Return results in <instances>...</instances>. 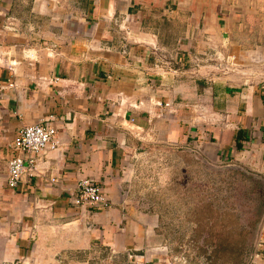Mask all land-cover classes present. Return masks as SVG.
<instances>
[{"label":"crops","instance_id":"obj_1","mask_svg":"<svg viewBox=\"0 0 264 264\" xmlns=\"http://www.w3.org/2000/svg\"><path fill=\"white\" fill-rule=\"evenodd\" d=\"M116 16L141 39L124 52ZM161 22L179 31L162 35ZM252 37L264 39V0H0V264H171L156 208L124 183L123 166L144 141L251 163L264 177V79L234 85L190 63L205 41L225 51ZM45 119L60 145L7 187L16 131ZM80 178L109 206L71 204ZM240 264H264V216Z\"/></svg>","mask_w":264,"mask_h":264},{"label":"rangeland","instance_id":"obj_2","mask_svg":"<svg viewBox=\"0 0 264 264\" xmlns=\"http://www.w3.org/2000/svg\"><path fill=\"white\" fill-rule=\"evenodd\" d=\"M178 25L161 22L160 34L178 32ZM207 43L190 57L197 75L225 74L239 86L264 79V39L230 40L225 51ZM141 142L145 146H136L126 159L124 183L143 197V204L156 208L154 237L168 247L171 264H236L237 254L219 247L242 245V255L254 239L264 216V177L256 166L205 162L183 145L154 148Z\"/></svg>","mask_w":264,"mask_h":264},{"label":"built area","instance_id":"obj_3","mask_svg":"<svg viewBox=\"0 0 264 264\" xmlns=\"http://www.w3.org/2000/svg\"><path fill=\"white\" fill-rule=\"evenodd\" d=\"M23 1V0H20ZM54 8H61L63 0H47ZM112 22L116 28L121 41L120 50L125 51L128 42L135 43L140 41L137 37L132 36V29L127 24L124 16H116L112 18ZM3 28L13 29L11 19L8 16L4 17ZM151 36L154 35L151 33ZM150 36V37H151ZM144 41V40H142ZM152 47L153 44H150ZM103 47V46H100ZM25 57L33 59V54L26 52ZM8 67V64H6ZM10 67V66H9ZM8 67V68H9ZM167 103H165L166 105ZM135 137H140L137 132L134 133ZM60 145L56 136V128L49 121L45 119L37 123L23 125L15 133L11 147L15 153H12L6 160V175L5 183L7 187L14 188L17 182L24 175H31L36 170L37 160L47 151L56 148ZM129 154V158H132ZM122 173H126L128 163L125 161ZM46 182L51 185H57L60 182L59 177L48 175ZM69 201L76 206L84 205H102L108 207L109 203L104 196L101 186L89 178H80L76 181L73 191L69 193ZM127 258H133L135 254L127 252Z\"/></svg>","mask_w":264,"mask_h":264},{"label":"trees","instance_id":"obj_4","mask_svg":"<svg viewBox=\"0 0 264 264\" xmlns=\"http://www.w3.org/2000/svg\"><path fill=\"white\" fill-rule=\"evenodd\" d=\"M239 146H240V144L237 143V140H236V147H239ZM219 248L221 249V251H223V253H226V254H229V255L230 254H233V253L234 254H237L238 260H237V263L236 264H240L241 256H242L241 253L243 251L242 245L239 246L237 244H231V243L230 244H227V245H223V244L220 243V247Z\"/></svg>","mask_w":264,"mask_h":264},{"label":"bare ground","instance_id":"obj_5","mask_svg":"<svg viewBox=\"0 0 264 264\" xmlns=\"http://www.w3.org/2000/svg\"><path fill=\"white\" fill-rule=\"evenodd\" d=\"M258 60H260V59H258Z\"/></svg>","mask_w":264,"mask_h":264}]
</instances>
